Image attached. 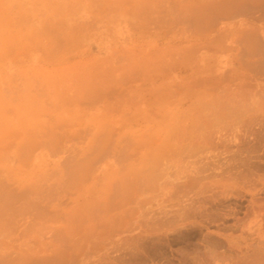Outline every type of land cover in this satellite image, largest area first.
Returning a JSON list of instances; mask_svg holds the SVG:
<instances>
[{
	"label": "rangeland",
	"instance_id": "374dc122",
	"mask_svg": "<svg viewBox=\"0 0 264 264\" xmlns=\"http://www.w3.org/2000/svg\"><path fill=\"white\" fill-rule=\"evenodd\" d=\"M160 2L0 0V146L3 144L4 148L0 149V179L7 178L15 184L25 182L21 187L18 184L16 191L26 189V183L42 184L56 198L54 203L67 207L72 203L73 193L72 186L67 184L83 169H93L98 164H106L100 186L113 185L119 180L117 185L129 189L131 179L135 182L139 178L145 180L140 181L141 186L158 189L166 187L165 182L169 184L183 176L208 181L210 190L214 189L210 182L230 175L235 160L264 161L262 132H255L253 138L254 130L245 124V118L237 132L232 116L229 117L232 112L223 119L226 116L222 111L226 110L225 115L232 111L226 109L230 102L221 111L226 104L220 106L217 93L204 94L188 85V73L179 72L175 62L166 63L162 70L165 76L157 78L156 56L175 60L180 54L172 48L186 44L184 40L189 33L183 25V15L181 18L174 14L169 2ZM107 77L110 81L119 78L126 83L111 85L119 88L116 93L121 92L124 99L119 94L107 93L100 100L90 97L83 102L85 106L74 105L75 97L88 98L86 91L92 81L109 82ZM106 82L100 87H111ZM110 95L121 99L115 102L109 99ZM90 128L91 134L100 139L94 150V145H87L82 138L72 142L63 138L66 133ZM117 134L119 137H115ZM15 135L19 139L14 140ZM62 138L69 142H63ZM39 142H44L42 161L30 160L31 150L18 156L16 143L33 146ZM10 143L13 145L6 151ZM68 149L77 152L76 157L65 152ZM121 153L125 158L122 159ZM8 154L17 159L3 160ZM67 155L75 159L91 156L93 160L68 161ZM122 177L130 182L123 181L125 185H121L125 180ZM175 185L177 181L171 186ZM37 197L35 201L42 202ZM35 214L30 215L32 219L18 221L16 226L8 225L5 229L12 227L8 232L3 228L0 237L14 234L12 237L19 238L18 234L25 233L26 227L30 231L27 223L31 227L35 225L25 237H36L39 219L34 218Z\"/></svg>",
	"mask_w": 264,
	"mask_h": 264
},
{
	"label": "bare ground",
	"instance_id": "6f19581e",
	"mask_svg": "<svg viewBox=\"0 0 264 264\" xmlns=\"http://www.w3.org/2000/svg\"><path fill=\"white\" fill-rule=\"evenodd\" d=\"M166 2H169L174 14L183 15V18L180 17L189 33L184 40L186 44L179 48L177 46V49L172 48V51L180 54L175 60L172 61L167 56H156L154 62L159 70L157 78L165 76V71L162 70H165L166 63L175 62V68L179 67V72L188 73V85L199 88L204 94L217 93L222 102L220 106L226 104L221 111L230 102L226 109L232 111H228L227 115L226 110L222 111L226 118L223 115L216 116L224 117L223 119L232 116L231 122L234 121L237 132L240 125L246 122L249 129L254 130L251 132L252 137L256 136L255 132H262L264 136V0H165ZM110 78H105L109 82L90 79L92 86L86 91L88 98H72L74 105L85 106L87 104L83 102L90 97L100 100L107 93L121 96V92L116 93L119 88L112 86L125 82L119 78L110 81ZM103 82L112 86L104 89V86L100 87ZM121 97L110 95L109 99L118 102ZM244 118L245 122H241ZM93 129L90 128L86 133L69 132L63 138L70 142L82 138L87 145H94V150L100 139L91 134ZM246 134H249V130ZM17 136L15 135L14 140ZM63 138V142H69ZM259 139L257 138L258 141ZM11 143L5 145L6 151L13 145ZM16 144L18 156L21 152L31 150L30 160L42 161L40 158L44 142L33 146ZM2 145L1 150L4 149ZM69 149L65 152L71 154ZM72 154L76 157L77 152L73 151ZM73 155L66 156L68 161L73 158L77 162L93 160L91 156L83 155L82 158L75 159ZM124 156L121 153L122 159ZM13 159H17L16 156L8 154L3 160ZM68 161L65 160V163ZM231 167L230 175L209 183L214 187L210 190L207 188L208 181L183 176L176 177L175 180L169 179L173 182H165L166 187L161 184L162 187L158 189H150L151 185L146 187L144 183L142 184L145 186L142 187L140 181L145 180L137 177L135 182L131 179L135 184L132 188L130 183L129 189H124L125 187L117 185L119 180L113 182V185L100 186V180L105 177L106 164H98L93 169L89 168L90 170L82 168V173L67 184L72 186L69 187L70 191L73 190L70 193L73 203L71 207L70 202L67 207L54 203L56 198L42 184L26 183L27 187L23 191L18 188L20 192L15 189L19 185H25V182L20 181L18 185L13 180L1 177L0 231L4 228L8 232L12 228L5 229L8 225L16 226L18 221L32 219V213H36L34 218L39 219V223H36V237L30 236L35 225L32 224L31 227L30 223H27L30 231L23 227L25 233H19V238L12 237L14 234L11 237H5L6 234L0 237V264H264V161L235 160ZM120 179H127L122 180L121 185L123 181L125 184L130 182L128 178ZM175 181L177 186H171ZM168 185L174 189H167ZM31 194L33 196L30 197ZM35 196L42 202H36ZM27 232L30 237H25ZM10 233L12 231L7 234Z\"/></svg>",
	"mask_w": 264,
	"mask_h": 264
}]
</instances>
